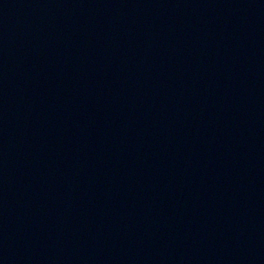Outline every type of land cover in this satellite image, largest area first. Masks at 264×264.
<instances>
[{
    "label": "water",
    "instance_id": "obj_1",
    "mask_svg": "<svg viewBox=\"0 0 264 264\" xmlns=\"http://www.w3.org/2000/svg\"><path fill=\"white\" fill-rule=\"evenodd\" d=\"M0 264H264V0H0Z\"/></svg>",
    "mask_w": 264,
    "mask_h": 264
}]
</instances>
